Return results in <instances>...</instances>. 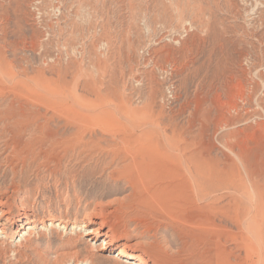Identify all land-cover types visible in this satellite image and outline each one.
Returning <instances> with one entry per match:
<instances>
[{
  "label": "rangeland",
  "instance_id": "1",
  "mask_svg": "<svg viewBox=\"0 0 264 264\" xmlns=\"http://www.w3.org/2000/svg\"><path fill=\"white\" fill-rule=\"evenodd\" d=\"M18 102L26 117L1 120ZM263 107L264 0H0V192L40 215L98 204L138 238V216L116 210L134 190L119 133L150 126L249 182Z\"/></svg>",
  "mask_w": 264,
  "mask_h": 264
},
{
  "label": "bare ground",
  "instance_id": "2",
  "mask_svg": "<svg viewBox=\"0 0 264 264\" xmlns=\"http://www.w3.org/2000/svg\"><path fill=\"white\" fill-rule=\"evenodd\" d=\"M18 104L1 120L26 117L27 104ZM120 134L129 160L121 170L131 174L134 190L116 210L138 216L140 237L117 233L111 208L97 204L72 220L51 210L40 215L30 200L17 205L0 192V264H264V159L257 154L248 163L242 154L244 182L208 158L205 147L186 155L185 147L183 153L179 144L159 140L150 126ZM163 219L172 233L159 240Z\"/></svg>",
  "mask_w": 264,
  "mask_h": 264
}]
</instances>
